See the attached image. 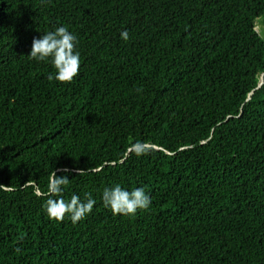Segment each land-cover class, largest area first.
Wrapping results in <instances>:
<instances>
[{
  "label": "trees",
  "instance_id": "trees-1",
  "mask_svg": "<svg viewBox=\"0 0 264 264\" xmlns=\"http://www.w3.org/2000/svg\"><path fill=\"white\" fill-rule=\"evenodd\" d=\"M263 17L264 0H0V264H264ZM60 25L70 84L28 57ZM53 171L65 200H96L76 224L46 214ZM116 184L151 207L114 214Z\"/></svg>",
  "mask_w": 264,
  "mask_h": 264
},
{
  "label": "clouds",
  "instance_id": "clouds-1",
  "mask_svg": "<svg viewBox=\"0 0 264 264\" xmlns=\"http://www.w3.org/2000/svg\"><path fill=\"white\" fill-rule=\"evenodd\" d=\"M120 38L127 42L130 39L129 32L121 31ZM78 46L77 35L70 31L68 26L60 25L54 30L47 31L40 38L34 39L28 57L38 62L51 63L54 71L49 73V81L70 84L81 70V53ZM63 171L68 172L67 169ZM77 171L79 175L88 172L82 169ZM69 182L67 175L58 176L56 171L52 172L48 182L49 196L46 199L45 211L50 219L63 221L67 216L73 224H76L92 213L96 200L90 194L84 199L72 195L70 199L65 200L63 193ZM102 202L114 214L129 216L135 215L138 211L148 210L152 199L145 187L129 190L116 184L103 190Z\"/></svg>",
  "mask_w": 264,
  "mask_h": 264
},
{
  "label": "rangeland",
  "instance_id": "rangeland-1",
  "mask_svg": "<svg viewBox=\"0 0 264 264\" xmlns=\"http://www.w3.org/2000/svg\"><path fill=\"white\" fill-rule=\"evenodd\" d=\"M256 24L259 34L262 36V38H264V17L258 19Z\"/></svg>",
  "mask_w": 264,
  "mask_h": 264
}]
</instances>
